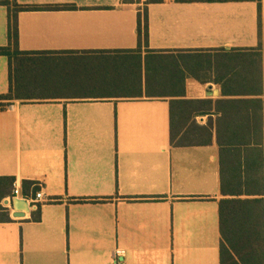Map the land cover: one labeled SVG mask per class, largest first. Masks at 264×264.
Returning <instances> with one entry per match:
<instances>
[{"label":"crops","instance_id":"1","mask_svg":"<svg viewBox=\"0 0 264 264\" xmlns=\"http://www.w3.org/2000/svg\"><path fill=\"white\" fill-rule=\"evenodd\" d=\"M17 1L74 6L21 11V50L103 60L99 51L137 47L145 6L148 49L192 59L183 99L198 110L181 134L200 144H170L176 98L126 96L133 93L122 85L99 97L12 101L0 110V264H220L218 201L236 197L220 184H261L264 199V0ZM7 90L8 59L0 55V94ZM246 136L257 142L237 143ZM28 182L43 188L39 220L30 207L17 217L21 209L4 205L15 188L31 198Z\"/></svg>","mask_w":264,"mask_h":264},{"label":"trees","instance_id":"2","mask_svg":"<svg viewBox=\"0 0 264 264\" xmlns=\"http://www.w3.org/2000/svg\"><path fill=\"white\" fill-rule=\"evenodd\" d=\"M163 0H145L160 2ZM7 9V44L0 46V55L8 59V90L0 94V110L14 100L39 101L57 98H89L103 91H123L141 97H172L169 111V141L173 146L200 144L181 134V128L194 120L198 107L193 100L183 99L186 80L191 73L188 66L192 59L183 51L151 50L147 47V10L137 13V47L128 50L99 51L106 54L91 56V52L77 54L73 51H24L19 47L18 14L21 11L41 9H68L72 5H23L17 0H0ZM142 47L145 54L142 55ZM254 54L261 59V45ZM200 63L199 60L195 61ZM106 70V87L99 88L100 68ZM194 77L198 78L194 75ZM193 118V119H192ZM239 144L256 143V137L236 138ZM2 179V178H0ZM10 181L13 179L8 178ZM23 182V189H25ZM238 189L220 191L236 197H225L218 201L219 263L220 264H264V199L261 184H248ZM34 194L38 187L28 182ZM255 197L240 198L242 194ZM40 206L34 210L32 219H40Z\"/></svg>","mask_w":264,"mask_h":264},{"label":"built area","instance_id":"3","mask_svg":"<svg viewBox=\"0 0 264 264\" xmlns=\"http://www.w3.org/2000/svg\"><path fill=\"white\" fill-rule=\"evenodd\" d=\"M35 186L38 187V190L33 194V196L31 198H29V199L28 198H23V199H25L28 202V204H30V206H29L30 209L32 208L33 210H36L37 207L41 206V204L45 201L42 185L39 183V184H37ZM17 197H18L17 188H15L13 195L10 196V197H7V199H6L7 200L6 201L7 204H4V205H9L10 206V204L12 203V200L14 198H17ZM117 254L122 255V251L118 250Z\"/></svg>","mask_w":264,"mask_h":264},{"label":"water","instance_id":"4","mask_svg":"<svg viewBox=\"0 0 264 264\" xmlns=\"http://www.w3.org/2000/svg\"><path fill=\"white\" fill-rule=\"evenodd\" d=\"M11 204L13 205L14 209H23V211L19 210L18 212L14 213L15 216H24L25 212L29 211L28 202L23 198H14Z\"/></svg>","mask_w":264,"mask_h":264}]
</instances>
